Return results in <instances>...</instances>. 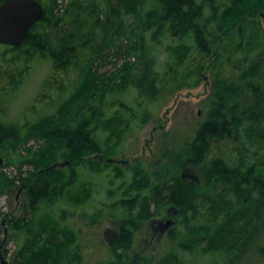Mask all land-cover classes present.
<instances>
[{
    "label": "trees",
    "instance_id": "16d2710c",
    "mask_svg": "<svg viewBox=\"0 0 264 264\" xmlns=\"http://www.w3.org/2000/svg\"><path fill=\"white\" fill-rule=\"evenodd\" d=\"M39 1L44 17L22 44L9 47L13 59L18 51L26 61L50 57L51 73L24 125L0 123L1 154L6 144L28 136L45 142L18 158L34 170L21 176L34 225L13 223L29 262L81 264L80 244H70L79 230L63 221L76 216L95 228L113 221L121 236L107 245L111 256L100 264H126L118 249L127 253L140 222L176 207L171 248L151 264H181L180 251L199 247L220 255L213 264H241L250 251L253 262L264 264V35L257 20L264 0ZM163 36L171 60L162 71L154 47ZM211 53L216 89L203 121L167 158L172 173L144 162L123 166L90 157L120 152V142L108 151L111 140L119 134L126 139L156 118ZM13 62L7 61L11 70L0 63V81L15 73ZM109 63L115 68L107 71ZM41 106L53 110L42 116ZM53 157L70 164L47 169L54 162L43 164ZM183 170L191 176L183 177ZM10 184L16 185L13 178ZM201 196L210 211L199 210ZM53 204L54 214L48 211ZM27 230L32 240L23 243Z\"/></svg>",
    "mask_w": 264,
    "mask_h": 264
},
{
    "label": "rangeland",
    "instance_id": "374dc122",
    "mask_svg": "<svg viewBox=\"0 0 264 264\" xmlns=\"http://www.w3.org/2000/svg\"><path fill=\"white\" fill-rule=\"evenodd\" d=\"M125 15L127 20L132 21L135 19V15L131 16L126 13ZM257 20L259 21L258 27H260V34L264 35V18L259 15ZM150 41H152L151 36L149 37V42ZM170 41L176 42L174 39H170ZM167 43H169V38L163 36L162 40L158 41L154 47L159 58L157 67L162 71L165 69L166 62L171 60L166 49ZM188 43L193 44V40H188ZM123 46H125V44ZM12 50L11 47L0 44V63L7 65V69L9 68L11 70V65H9L7 61L9 62L12 60L14 61L13 69L16 70L14 74L7 75V77L6 73L3 77L1 76L0 123L4 126L12 124L21 126L24 125L23 122L25 117L31 114L30 109L38 100L37 98L39 97L42 85L51 73L52 60L50 57L45 56L44 58L26 61V59L24 60V58L19 55L20 51L17 52L18 57L13 59ZM212 53L201 61L200 67H196L197 72L193 73L194 76L186 79L185 82L187 85L176 90L174 95L166 100V103L157 113L156 118L146 123L139 132H135L126 139H124L126 135L119 134V138L115 136L111 140V146L108 151L113 150V147L117 148L116 144L120 142V152L102 156L104 154L100 151L94 153L90 157L93 156L94 160H99L101 162L103 160L104 162H111L123 166H131L135 163L144 162L145 164H149L155 171L160 170L162 172V169H164L165 175L172 173L174 171L172 170L173 167L166 166L167 158L176 156L175 153H177L180 143L188 136V133L190 134L196 126L203 121L207 110L206 101L216 89L213 73L209 67V62L213 57ZM125 57L128 59L129 54H125ZM3 58V62L6 63L1 61ZM123 60L124 59H121L117 66H121ZM132 60H134V57H132ZM193 67H195V65H193ZM114 68L113 63H109L106 66L107 71L113 70ZM51 109H44L41 106L39 111L41 110L43 116L50 114ZM44 145V140L28 136L24 141L17 142L13 145L9 144V146L6 144L1 151L5 162L7 161L8 163L4 162L0 167V190H2L0 193V256L2 255L8 264H27V262H29V248L27 247L28 250L26 251V249L14 239L13 234H15V230L13 223L16 221L19 223L20 221L21 223L25 221L27 228L34 225V223L31 222L34 218L31 217L28 199L26 197L27 187L21 179V176L24 178V176H28L34 170L30 163L20 164L18 158L28 155L29 150L32 151L43 148ZM64 159L66 158H49L50 162H45L43 165L48 163L52 164L53 162L55 163ZM184 171L185 170L181 172V175H183ZM12 178L16 183L14 186L10 184V179ZM101 197L106 198L105 195ZM196 202L201 212L205 210L207 212L208 210L210 211V201H204L201 196L196 199ZM48 211L54 214L53 212L56 211V205H50ZM177 215L178 209L173 207L167 219H172L176 222ZM56 217L61 218L62 216L56 215ZM81 219L82 218H77L76 216H68L66 220L63 219L65 223H69L79 230L78 238H71L70 244H80L81 248L79 252L83 258L81 264H100L101 261L111 256L103 238V229L106 226L112 225L113 221L107 222L101 226L98 225L95 228L94 225H89L86 221H82ZM121 219L122 216H120V220ZM154 220L156 219L144 223L140 222V227L133 233L131 247L127 250L126 254L123 249H118L121 254H124V263L151 264L170 250L171 247L167 242L168 236L167 238H163L159 230L153 229L157 224L154 223ZM176 225L177 223L171 225V229L176 227ZM94 228L95 231H93ZM32 234L33 232L31 233L28 230L27 232L25 231V236H22L23 243L25 240L26 242H30V240H32ZM61 236L68 238V235H59L58 238ZM98 237H100V242ZM45 238L48 239L49 236L46 235ZM34 247L36 250L41 249H39L38 246L36 247V245ZM201 248L202 247L195 248L193 252L186 250L180 251L179 255H181L183 260L181 264H213L216 259L220 258L219 254L204 252ZM71 251L77 253L76 248ZM246 256L247 258L241 264H258V262H253L250 259V257L254 256L253 251L248 252ZM30 263L42 264V262L37 261L29 262V264ZM0 264H2L1 257Z\"/></svg>",
    "mask_w": 264,
    "mask_h": 264
},
{
    "label": "water",
    "instance_id": "95a60500",
    "mask_svg": "<svg viewBox=\"0 0 264 264\" xmlns=\"http://www.w3.org/2000/svg\"><path fill=\"white\" fill-rule=\"evenodd\" d=\"M264 18V12L260 13ZM45 15L44 5L39 0H6L0 3V44L18 46L28 37L31 28ZM112 160V159H111ZM113 161V160H112ZM4 164V157L0 153V167ZM70 164L68 159L57 161L47 167L56 169ZM42 171V170H41ZM191 176L184 172L183 177ZM162 227H170L174 220H159ZM103 238L109 245L115 244L120 238V230L114 226L103 229ZM2 264H8L1 255Z\"/></svg>",
    "mask_w": 264,
    "mask_h": 264
},
{
    "label": "flooded vegetation",
    "instance_id": "af4514ba",
    "mask_svg": "<svg viewBox=\"0 0 264 264\" xmlns=\"http://www.w3.org/2000/svg\"><path fill=\"white\" fill-rule=\"evenodd\" d=\"M2 45H3V44H2ZM6 46H7V45H6ZM6 77H7V75H6ZM173 212H174V210H173ZM170 214H171V208L167 209L165 216L153 218V219H156V220H154L155 222L152 221V222H154V223H157V224L153 227V229H154V230H159V231H160V234H161V236H162L163 238H167V236H169L172 227H170V228H168V229H167L166 227H162V226L159 224V219L166 220ZM153 219H151V220H153ZM157 219H158V220H157ZM149 221H150V220H149ZM176 223H177V221L175 222V224H176ZM120 236H121V230H120ZM116 243H117V242H116ZM116 243H115V244H116ZM113 245H114V244H113ZM109 246H111V245H109Z\"/></svg>",
    "mask_w": 264,
    "mask_h": 264
}]
</instances>
